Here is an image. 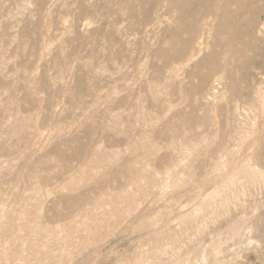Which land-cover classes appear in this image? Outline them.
Instances as JSON below:
<instances>
[{"label":"rangeland","instance_id":"obj_1","mask_svg":"<svg viewBox=\"0 0 264 264\" xmlns=\"http://www.w3.org/2000/svg\"><path fill=\"white\" fill-rule=\"evenodd\" d=\"M0 264H264V0H0Z\"/></svg>","mask_w":264,"mask_h":264},{"label":"bare ground","instance_id":"obj_2","mask_svg":"<svg viewBox=\"0 0 264 264\" xmlns=\"http://www.w3.org/2000/svg\"><path fill=\"white\" fill-rule=\"evenodd\" d=\"M224 25H225V23H224ZM229 27V26H228Z\"/></svg>","mask_w":264,"mask_h":264}]
</instances>
